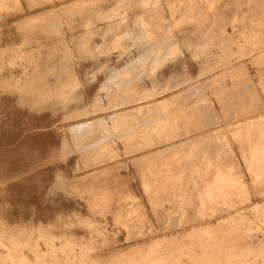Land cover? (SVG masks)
<instances>
[{
	"label": "rangeland",
	"instance_id": "rangeland-1",
	"mask_svg": "<svg viewBox=\"0 0 264 264\" xmlns=\"http://www.w3.org/2000/svg\"><path fill=\"white\" fill-rule=\"evenodd\" d=\"M41 1L0 0V264H264V0Z\"/></svg>",
	"mask_w": 264,
	"mask_h": 264
},
{
	"label": "crops",
	"instance_id": "crops-1",
	"mask_svg": "<svg viewBox=\"0 0 264 264\" xmlns=\"http://www.w3.org/2000/svg\"><path fill=\"white\" fill-rule=\"evenodd\" d=\"M40 2H42L41 0H39ZM70 1H75V0H49L48 3L46 4H43V6H40V8L38 9H35L33 10L31 13H32V16H36V15H40V16H43L45 14H47L48 12H51L53 11L55 8H58L60 6H63L64 4H67L69 3ZM179 61H187V62H194V61H214V59H198V60H195L192 58V55L191 54H186L185 55V59H178ZM249 66V65H248ZM172 67V66H171ZM173 67H177L178 66H173ZM194 67V70L191 72L193 73V75H196L197 74V69L195 66ZM177 68H176V71H177ZM250 73V72H249ZM243 81V83H250L252 82L249 78H244V79H241ZM208 81L207 77L203 78L201 80V84H203L204 82ZM253 82H255L253 80ZM231 82L229 80L225 81V86L227 87H231ZM254 86V83L253 85ZM203 87V86H202ZM249 87V88H248ZM251 86H246L244 88L241 89V91L239 93L240 96H242L243 94H245L246 92H248V90H244V89H249V90H252V88H250ZM194 88V87H193ZM191 89V90H194V89ZM173 93V92H171ZM209 94V93H208ZM207 94V96H208ZM244 101V100H243ZM194 102V100H193ZM214 102V101H213ZM256 103V102H255ZM262 104V105H261ZM249 105V104H248ZM259 105V106H258ZM263 110H262V109ZM255 111H258L257 113H254V114H250L248 115V118H244L243 120L241 119L239 123H243L245 122V120L247 119V121H254L257 117H263L264 118V101L262 103H256L255 107H254ZM217 112H218V108H216ZM218 135L216 134H208L207 132L206 133H200V134H195V138H191L189 141H207L209 140V138H216ZM230 141H232V147L234 149L237 148V145L235 144V141L232 139H230Z\"/></svg>",
	"mask_w": 264,
	"mask_h": 264
},
{
	"label": "bare ground",
	"instance_id": "bare-ground-1",
	"mask_svg": "<svg viewBox=\"0 0 264 264\" xmlns=\"http://www.w3.org/2000/svg\"><path fill=\"white\" fill-rule=\"evenodd\" d=\"M184 19V18H183ZM252 51V50H251ZM218 70V69H217ZM264 74V73H263ZM207 82V81H206ZM209 86V85H208ZM246 87V86H245ZM199 89H201V88H199ZM254 91V90H253ZM185 93V92H184ZM218 94V93H217ZM161 95V94H160ZM258 99V98H257ZM173 101V100H172ZM253 101V100H252ZM172 103V102H171ZM154 104H156V103H154ZM162 104V103H161ZM160 104V105H161ZM212 104V103H211ZM253 104V103H252ZM166 105V104H165ZM262 105V104H261ZM150 106V105H149ZM163 106V105H162ZM161 106V107H162ZM174 106V105H173ZM249 106V105H248ZM259 106V105H258ZM139 108V107H138ZM166 108V107H165ZM193 109V108H192ZM262 109V108H261ZM140 110V109H139ZM196 110V109H195ZM263 110V109H262ZM255 112V111H254ZM243 114V113H242ZM230 118V117H229ZM234 118H235V115H234ZM228 121H229V119H228ZM243 123H245V122H243ZM90 125H91V123H89V124H83V125H80L79 126V129H82V130H84L85 128H89L90 127ZM207 127V126H206ZM118 129V128H117ZM192 129V128H191ZM114 130V129H113ZM115 130H116V128H115ZM113 132V131H112ZM111 132V133H112ZM219 134V133H218ZM100 144V143H99ZM239 212V211H238ZM220 214V213H219ZM216 216V215H215ZM200 222V221H199ZM165 231V230H164Z\"/></svg>",
	"mask_w": 264,
	"mask_h": 264
}]
</instances>
